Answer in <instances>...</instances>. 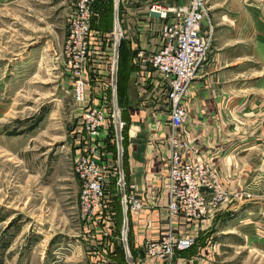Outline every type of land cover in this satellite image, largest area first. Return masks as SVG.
<instances>
[{
  "label": "rangeland",
  "instance_id": "374dc122",
  "mask_svg": "<svg viewBox=\"0 0 264 264\" xmlns=\"http://www.w3.org/2000/svg\"><path fill=\"white\" fill-rule=\"evenodd\" d=\"M108 1L93 9L99 15L106 3L98 23L104 17L115 43L120 10ZM205 10L210 44L199 67L213 53L218 64H233L230 92L245 98L244 110L222 126H230L222 141L234 155L227 176L217 173L227 200L189 222L206 227L184 233L191 244L172 261L264 264V0H206ZM71 13V0H0V264H83L75 246L79 182L67 153L79 107L71 73L56 59ZM120 54L112 51L108 64H122ZM111 100L108 118L115 119Z\"/></svg>",
  "mask_w": 264,
  "mask_h": 264
},
{
  "label": "crops",
  "instance_id": "0c3cea01",
  "mask_svg": "<svg viewBox=\"0 0 264 264\" xmlns=\"http://www.w3.org/2000/svg\"><path fill=\"white\" fill-rule=\"evenodd\" d=\"M186 2L118 0L117 10H120V14L114 20H118L120 36H115V43L109 42L110 33L107 23L104 24V17L98 23L106 10V3L99 6L98 19L91 23L89 52L81 66L85 98L81 103L74 102L79 107L76 108L78 117L67 137V153L70 161L90 153L107 169L108 174L104 196L94 214L86 220L78 214L80 223L75 246L81 250L83 264H127L120 242L124 222L125 243L131 262L156 264L142 258L140 247L145 240L155 239L167 225L168 100L164 84L153 70L140 62L136 52H149L158 43L162 19L149 11L150 5L177 6ZM220 47L214 48L218 51ZM112 51L121 53L122 64H108ZM231 65L218 64L216 53L209 54L180 100L185 109V119L179 134L196 150L193 153L182 151V161L203 160L216 173L224 176L229 173L230 159L234 155L233 151L230 152V143L222 141L223 133L229 132L230 126L227 130L222 126L232 112L236 114L244 110L240 109V103L245 99L230 92V86L237 77L230 71ZM112 66L118 72L115 80L118 91L114 93L110 91ZM113 95L117 118L109 119ZM92 108L104 114L94 137L88 136L82 128V116ZM117 161L124 182L123 195L133 196L137 200L138 206L135 208L126 206L123 210L115 184ZM203 224L204 220L189 223L179 217L171 222V228L180 234L191 232L196 235L198 230L206 227ZM182 258L179 256L175 263L191 264L187 258Z\"/></svg>",
  "mask_w": 264,
  "mask_h": 264
},
{
  "label": "built area",
  "instance_id": "2783aa9c",
  "mask_svg": "<svg viewBox=\"0 0 264 264\" xmlns=\"http://www.w3.org/2000/svg\"><path fill=\"white\" fill-rule=\"evenodd\" d=\"M106 0H71L72 13L66 22V31L59 54L61 64L71 73V96L74 102L81 103L85 98V83L81 66L89 52V24L98 12L93 9ZM113 9L118 0H111ZM206 0H187L177 6H162L152 3L149 11L162 19L156 47L145 52L138 50L136 56L160 78L166 88L170 133L167 137L169 154L166 170V220L167 225L159 231L155 239L145 240L140 247L144 258L156 264H174L175 253L189 248L191 238L171 228V222L182 217L187 222L206 216L215 211L227 200L221 188L218 174L200 159L182 161L181 153L195 152L179 128L185 119V109L180 103L185 89L194 78L197 69L205 58L210 44V29L205 32L202 18ZM115 21V20H114ZM114 34H115V25ZM120 35V31H119ZM116 36V34H115ZM114 66L111 68L112 77ZM112 87V85H111ZM113 88V87H112ZM104 114L95 108L82 116L83 130L94 137ZM118 127V125H117ZM116 139L119 138L116 133ZM115 168V184L119 192L123 210L126 206L135 208L137 200L123 195L120 164ZM71 171L79 182L77 208L82 219L90 218L100 206L104 196L107 169L89 154H82L71 160ZM120 242L126 247L123 230ZM129 256V255H128ZM131 258V255L129 256ZM126 259V257H125ZM131 262V259L130 261ZM130 264H133L132 262Z\"/></svg>",
  "mask_w": 264,
  "mask_h": 264
},
{
  "label": "water",
  "instance_id": "95a60500",
  "mask_svg": "<svg viewBox=\"0 0 264 264\" xmlns=\"http://www.w3.org/2000/svg\"><path fill=\"white\" fill-rule=\"evenodd\" d=\"M113 11L114 12H116V8H114L113 9ZM111 85H112V87L114 88L115 87V68H114V72H113V75H112V77H111ZM113 102H114V110L116 109V106H115V95H113ZM115 114V113H114ZM115 116V115H114ZM116 118H117V116H115ZM117 133H118V135H119V129H118V127H117ZM122 230H123V232H124V235H125V222H124V225L122 226V228H121ZM123 243H125V242H123ZM126 244V243H125ZM126 248V247H125ZM124 254H125V257H126V261L128 262V261H130V257L128 256V252L125 250L124 251Z\"/></svg>",
  "mask_w": 264,
  "mask_h": 264
},
{
  "label": "bare ground",
  "instance_id": "6f19581e",
  "mask_svg": "<svg viewBox=\"0 0 264 264\" xmlns=\"http://www.w3.org/2000/svg\"><path fill=\"white\" fill-rule=\"evenodd\" d=\"M115 25H116V27H115V34L117 35V37H119L120 35H119V30L117 29V21L116 20H115ZM115 116H117V111L115 113Z\"/></svg>",
  "mask_w": 264,
  "mask_h": 264
},
{
  "label": "trees",
  "instance_id": "16d2710c",
  "mask_svg": "<svg viewBox=\"0 0 264 264\" xmlns=\"http://www.w3.org/2000/svg\"><path fill=\"white\" fill-rule=\"evenodd\" d=\"M108 2L111 3L110 0ZM116 74L118 75V72ZM115 85H116V88L115 89H116V91H118V85H117V83Z\"/></svg>",
  "mask_w": 264,
  "mask_h": 264
}]
</instances>
